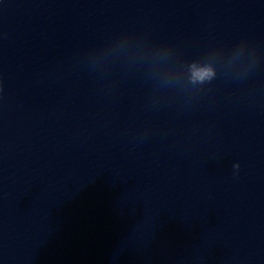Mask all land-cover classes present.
<instances>
[{"label":"clouds","instance_id":"1","mask_svg":"<svg viewBox=\"0 0 264 264\" xmlns=\"http://www.w3.org/2000/svg\"><path fill=\"white\" fill-rule=\"evenodd\" d=\"M208 75V72H200V73H197V76L200 78V79H203L205 76Z\"/></svg>","mask_w":264,"mask_h":264}]
</instances>
